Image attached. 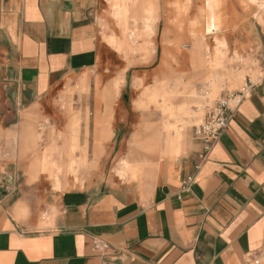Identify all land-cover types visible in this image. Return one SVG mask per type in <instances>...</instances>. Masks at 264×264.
<instances>
[{
    "label": "crops",
    "instance_id": "0c3cea01",
    "mask_svg": "<svg viewBox=\"0 0 264 264\" xmlns=\"http://www.w3.org/2000/svg\"><path fill=\"white\" fill-rule=\"evenodd\" d=\"M118 1L112 0V6H119L122 0ZM192 1L203 2L206 33L219 32L222 24L224 27L223 6H228L229 0H162L161 5L171 3L179 19ZM245 1L264 9V0ZM138 2L129 0L126 19L118 13L122 24L127 25L130 15L137 16ZM99 4L100 0H0L2 151L14 149V143H9L13 137L23 136L32 145L41 140L42 133L23 120L22 113L51 101L68 75L83 74L80 82L85 89L90 78L85 72L106 62L116 68V54L100 36ZM256 16L248 23L255 26L253 37L261 45L264 73V14ZM194 36L190 52L171 49L173 72L191 65L195 74L204 73L203 39ZM105 37L114 45V36ZM164 58V50L159 48L154 62L162 64ZM119 67L123 70L125 62ZM143 70L127 68L122 91L130 85V72ZM206 79L208 86L218 88L217 72ZM231 79L236 84L241 80L238 76ZM110 93L102 90L96 78L91 82V94L76 97L83 112L88 109L90 113L81 135L90 136L93 145L110 135L105 160L123 155L117 170L137 178L144 165L161 154V135L144 130L134 133L125 155L132 111L131 107L126 109L125 96L121 95L112 115L105 109V103L112 102L105 100ZM172 94L161 93L165 97L163 114L187 112L186 103L177 109ZM108 118L115 120L111 132L104 126ZM168 124L165 122V127L170 130ZM138 137L140 143L135 145ZM203 147L194 130L182 143L180 135L172 136L168 131L163 152L167 154L158 158L152 181L144 189L105 175L91 187L56 193L54 203L50 193L44 195L45 205L40 207L37 195L22 191L13 160H0V264H252L248 263L251 255L262 256L259 264H264V75L255 82L247 80L228 126L197 168ZM40 165H33V178L45 169ZM4 167L11 169L5 172ZM188 176L193 179L184 185ZM57 178L61 186L62 179ZM51 204L56 215L50 227L42 228L39 211L51 210ZM95 239L115 248L97 251Z\"/></svg>",
    "mask_w": 264,
    "mask_h": 264
},
{
    "label": "rangeland",
    "instance_id": "374dc122",
    "mask_svg": "<svg viewBox=\"0 0 264 264\" xmlns=\"http://www.w3.org/2000/svg\"><path fill=\"white\" fill-rule=\"evenodd\" d=\"M161 4L162 0H139L137 16L134 17L137 20L130 15L127 19L130 29L126 30L118 15L119 7H113L112 0H100L96 16L101 39L115 52L119 63L125 62V68L120 70L117 62L115 71L106 62L96 70L85 72L90 75L89 86L85 89L80 82L83 74L68 75L51 101L38 104L32 111L22 113L23 120L29 121L35 131L42 133L41 140L32 145L23 136L13 137L9 141L14 143L12 151L0 149V160L12 159L10 161L16 164L15 170L19 175L22 191L37 195V207L45 205L44 195L50 193L54 203L56 193L91 187L103 180L105 175L133 182L144 189L152 181L158 158L167 154L163 152L168 131L172 136L180 135V143L184 142L188 133L195 131V127L204 121L207 112L218 99L231 93L246 91L245 83L249 78L255 82L259 76L264 75L261 72V45L253 37L254 23H248L257 14H264V9L258 4L229 0L228 6H223L226 20L224 27L222 24L219 32L212 33L205 32L206 17L201 12L204 7L202 1L189 3L186 10L180 13L179 19L175 17L176 12L171 3L168 2L165 6ZM109 35L121 40L117 39V44L114 41L112 45L105 37ZM194 35L203 39L204 73L195 74L191 65L184 71L180 69L179 73L173 72L171 49L179 48L190 52L196 38ZM159 48L164 50L162 64L154 62ZM129 67L144 70L130 72V85L122 91L124 73ZM213 71L219 75L216 89L208 86L206 79ZM235 76L241 78L237 84L231 79ZM96 78L102 85V90L111 92V96L105 100L112 102H106L105 109L112 111V115L120 105L116 101L118 96H125L126 109L131 107L132 116L127 126L131 134L125 141V155L128 154V141L134 133L144 130L147 133L159 132L161 135V154L151 158V164L144 165L143 172L137 178L130 174L122 175L117 170V163L123 155L112 158L109 162L105 160L106 142L110 135L99 142L95 140V145L88 139L90 136L81 135L82 124L88 125L90 122V113L88 109L83 112L76 97L91 94V82L93 84ZM163 91L173 92V104L178 109L179 105L186 103L188 111H176L175 115H172L175 111H167L168 114L164 115V106L161 107ZM114 121V118L104 120V126L110 132ZM165 122L169 123L167 126L171 127L170 130L165 127ZM90 141L91 144L88 143ZM70 162L73 163L72 166L63 167ZM35 163H40V168H45L39 172L38 178L31 175ZM3 169L7 172L11 168ZM57 177L62 179L61 186L57 184ZM51 206V210L39 211L42 228L52 225L57 211L54 204ZM28 213L27 209L25 214Z\"/></svg>",
    "mask_w": 264,
    "mask_h": 264
},
{
    "label": "built area",
    "instance_id": "2783aa9c",
    "mask_svg": "<svg viewBox=\"0 0 264 264\" xmlns=\"http://www.w3.org/2000/svg\"><path fill=\"white\" fill-rule=\"evenodd\" d=\"M244 93L245 91L231 93L218 99L214 106H212L207 112L204 121L195 127V137L200 140L204 146L202 152L199 155V160L196 166L197 168H199L207 159L214 144L219 140L221 134L228 126L231 119V114L241 102ZM192 179V176H188L184 180V185L189 184ZM94 248L97 251L105 253L115 247L107 241L95 239ZM261 260L262 256L251 255L248 263L259 264Z\"/></svg>",
    "mask_w": 264,
    "mask_h": 264
},
{
    "label": "bare ground",
    "instance_id": "6f19581e",
    "mask_svg": "<svg viewBox=\"0 0 264 264\" xmlns=\"http://www.w3.org/2000/svg\"><path fill=\"white\" fill-rule=\"evenodd\" d=\"M260 1V0H259ZM256 2V1H255ZM133 3V2H132ZM128 4H129V0H128ZM127 2L125 1V0H122V2H121V4L118 6H116V7H119V14L122 16V18L123 19H126V13H127ZM264 6V5H263ZM151 14H152V12H151ZM120 17V16H119ZM150 17V16H149ZM152 20H154V19H152ZM152 20H151V22H152ZM149 22V21H148ZM124 26H125V29L127 30L128 28H127V25L124 23L123 24ZM113 37V36H112ZM108 39V38H107ZM109 40V39H108ZM114 40H116V44H117V39H116V37H115V39ZM113 40V41H114ZM109 42H110V40H109ZM128 43V42H127ZM118 46H120V45H118ZM191 62V61H190ZM192 64V63H191ZM245 85H246V87H247V82L245 83ZM210 87L211 88H213V86L212 85H210ZM246 89V88H245ZM163 98V97H162ZM165 98V97H164ZM164 98H163V100H164ZM166 100V99H165ZM140 143V139H139V137L137 138V139H135V141H134V144L135 145H138ZM69 166H72V165H70V163H69ZM132 174V173H131Z\"/></svg>",
    "mask_w": 264,
    "mask_h": 264
}]
</instances>
